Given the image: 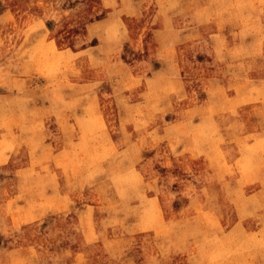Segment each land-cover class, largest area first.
<instances>
[{
    "label": "rangeland",
    "instance_id": "374dc122",
    "mask_svg": "<svg viewBox=\"0 0 264 264\" xmlns=\"http://www.w3.org/2000/svg\"><path fill=\"white\" fill-rule=\"evenodd\" d=\"M0 264H264V0H0Z\"/></svg>",
    "mask_w": 264,
    "mask_h": 264
}]
</instances>
